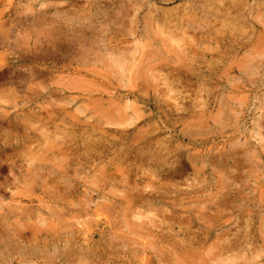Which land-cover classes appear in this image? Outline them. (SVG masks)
I'll list each match as a JSON object with an SVG mask.
<instances>
[{
	"label": "rangeland",
	"instance_id": "obj_1",
	"mask_svg": "<svg viewBox=\"0 0 264 264\" xmlns=\"http://www.w3.org/2000/svg\"><path fill=\"white\" fill-rule=\"evenodd\" d=\"M263 4L0 0V264H264Z\"/></svg>",
	"mask_w": 264,
	"mask_h": 264
},
{
	"label": "bare ground",
	"instance_id": "obj_2",
	"mask_svg": "<svg viewBox=\"0 0 264 264\" xmlns=\"http://www.w3.org/2000/svg\"><path fill=\"white\" fill-rule=\"evenodd\" d=\"M155 1H156V0H155ZM206 1H207V0H206ZM224 1H225V0H224ZM118 2H119V1H116L115 3L118 4ZM229 2H230V0H229ZM110 3H111V2H110ZM189 3H190V2H189ZM218 3H219V1H218ZM243 3H244V2H243ZM113 4H114V3H113ZM121 4H122V3H121ZM124 4H125V3H124ZM185 4H186V3H185ZM216 4H217V3H216ZM233 4H234V3H233ZM204 5H205V4H204ZM208 5H209V4H208ZM219 5H221V4H219ZM263 5H264V4H263ZM121 6H122V5H121ZM131 6H133V5H131ZM131 6H130V7H131ZM206 6H207V4H206ZM227 6H228V5H226V8H227ZM236 6H237V5H236ZM98 7H99V6H98ZM110 7H111V6H110ZM116 7H117V6H116ZM124 7H125V6H124ZM133 7H134V6H133ZM210 7H211V6H210ZM213 7H214V6H212V8H213ZM237 7H238V6H237ZM99 8H100V7H99ZM117 8L119 9L120 7H117ZM206 8H207V7H206ZM228 8H229V7H228ZM109 9H110V8H109ZM133 9H134V8H133ZM207 9H208V8H207ZM210 9H211V8H210ZM217 9H218V8H217ZM237 9H238V8H237ZM239 9H240V8H239ZM239 9H238V10H239ZM114 10H116V9H115V8L112 9V11H114ZM123 10H124V9H123ZM191 10H192V9H191ZM219 10H220V8H219ZM224 10H225V9H224ZM230 10H231V9H230ZM234 10H235V8H234ZM110 11H111V10H110ZM119 11H120V10H119ZM244 11H245V10H244ZM183 12H184V11H183ZM208 12H209V11H208ZM221 12H222V11H221ZM224 12H225V11H224ZM263 12H264V11H263ZM100 13H101V12H100ZM110 13H112V12H110ZM115 13H116V12H115ZM121 13H122V11H121ZM121 13L118 12L119 16H120ZM154 13H155V12H154ZM235 13H236V12H235ZM261 13H262V12H261ZM118 14H117V15H118ZM117 15H116V16H117ZM169 15H171V14H169ZM195 15H196V14H195ZM92 16H93V15H92ZM151 16H152V15H151ZM159 16H160V15H159ZM34 17L36 18V15H35ZM155 17H156V16H155ZM169 17H170V16H169ZM181 17H182V16H181ZM210 17H211V16H210ZM216 17H217V16H216ZM259 17H260V16H258L257 18H259ZM35 18H34V19H35ZM37 18H38V16H37ZM37 18H36V19H37ZM239 18H240V17H239ZM260 18H261V17H260ZM39 19H40V18H39ZM115 19H116V18H115ZM160 19H161V18H160ZM170 19H171V18H170ZM170 19H168V20H170ZM189 19H190V18H189ZM263 19H264V18H263ZM121 20H122V18H121ZM156 20H158V19H156ZM168 20H167V21H168ZM194 20H195V19H194ZM198 20H199V19H198ZM1 21H2V20H1ZM33 21H34V23H35V21H39V20H33ZM115 21H116V20H115ZM149 21H150V20H149ZM158 21H159V20H158ZM167 21H166V22H167ZM15 22L17 23V21H15ZM22 22H23V21H22ZM24 22H25V21H24ZM31 22H32V21H31ZM118 22H119V21H118ZM160 22H161V21H160ZM164 22H165V21H164ZM169 22H171V21H169ZM187 22H188V21H187ZM198 22H199V21H198ZM204 22H205V21H204ZM34 23H33V25H35ZM37 23H38V22H37ZM121 23H122V21H121ZM150 23H151V22H150ZM157 23H159V22H157ZM161 23H162V22H161ZM193 23H194V22H193ZM259 23H260V22H259ZM114 24H115V22H114ZM154 24H155V23H154ZM174 24H175V23H174ZM196 24H197V23H196ZM198 24H200V23H198ZM22 25H23V24H22ZM116 25H117V24H116ZM116 25H115V26H116ZM125 25H126V23H125ZM152 25H153V24H152ZM155 25H156V24H155ZM164 25H166V24H164ZM176 25H179V24H176ZM176 25H175V26H176ZM204 25H205V24H204ZM16 26H17V25H16ZM121 26H122V25H121ZM150 26H151V25H150ZM171 26H172V25H171ZM208 26H209V25H208ZM251 26H252V25H251ZM157 27H158V26H157ZM166 27H167V25H166ZM179 27H180V25H179ZM214 27H215V26H214ZM160 28L162 29V26H161ZM201 28H202V27H201ZM157 29H158V28H157ZM145 30H146V29H145ZM163 30H164V29H163ZM168 30H169V29H168ZM157 31H158V30H157ZM164 31H166V30H164ZM158 32H160V31H158ZM3 33H4V31H3ZM171 33H172V32H171ZM161 34H162V33H161ZM7 35H9V34H7ZM10 35H11V34H10ZM82 35H83V34H82ZM159 35H160V33H159ZM32 37H33V36H32ZM34 37H35V35H34ZM169 37H171V36L169 35ZM6 38H7V37H6ZM17 38H19V37H17ZM84 38H85V37H84ZM1 40H4V39H2V37H1ZM1 40H0V41H1ZM9 40H10V37H9ZM9 40H6V41H9ZM18 40H19V39H18ZM165 40H166V39H165ZM170 40H173V38L170 39ZM174 40H175V37H174ZM36 41H37V40H36ZM82 41H83V40H82ZM167 41H168V39H167ZM1 42H2V41H1ZM4 42H5V41H4ZM17 42H18V41H17ZM20 42H21V41H20ZM25 42H27V41H25ZM157 42H158V41H157ZM18 43H19V42H18ZM34 43H35V42H34ZM158 43H159V42H158ZM168 43H169V42H168ZM176 43H177V42H176ZM9 45H10V44H9ZM165 45H166V44H165ZM165 45H164V46H165ZM170 45H171V44H170ZM40 46H41V45H40ZM69 47H70V46H69ZM179 47H180V46H179ZM179 47H178V49H179ZM19 48H21V46H20ZM34 48H36V47L34 46ZM170 48H171V47H170ZM173 48H174V47H173ZM175 48H176V47H175ZM24 49H25V48H24ZM36 49H37V48H36ZM40 49H41V48H40ZM40 49H39V50H40ZM75 49H76V48H75ZM75 49H74V50H75ZM29 50H30V49H29ZM66 50H67V49H66ZM70 50H71V49H70ZM27 51H28V50H27ZM45 51H46V50H45ZM85 51H86V50H85ZM171 51H172V50H171ZM68 52H69V51H68ZM72 52H73V50H72ZM86 52H87V51H86ZM86 52H85V53H86ZM29 53H30V52H29ZM174 53H175V52H174ZM182 53H183V52H182ZM50 54H51V53H50ZM83 54H84V53H83ZM175 54H176V53H175ZM178 54H180V55H178V56H182V55H183V54L181 55V53H178ZM123 56H124V55H123ZM171 56H172V55H171ZM174 56H175V55H174ZM178 56H176V57H178ZM53 57H54V56H53ZM173 59H174V58H173ZM37 60H38V57H37ZM119 62H120V61H119ZM116 63H117V62H116ZM125 63H126V62H125ZM126 64H127V63H126ZM117 65H118V64H117ZM124 66H125V65H124ZM122 67H123V66H122ZM120 70H121V68H120ZM18 75H19V74H18ZM28 79H29V78H28ZM19 81H20V80H19ZM25 81H26V80H25ZM6 82H7V81H6ZM29 82H31V81H29ZM21 83H22V82H21ZM26 84H27V83H26ZM26 84H25V85H26ZM20 85H21V84H20ZM15 86H16V85H15ZM26 88H27V87H26ZM25 90H26V89H25ZM14 93H15V92H14ZM11 130H12V129H11ZM5 137H6V136H5ZM4 139H5V138H4ZM4 143H5V142H4ZM3 145H4V144H3ZM6 146H7V145H6ZM12 147H13V146H12ZM1 148H2V147H1ZM8 148H9V147H8ZM41 148H42V147H41ZM11 149H12V148H11ZM63 149H64V148H63ZM38 150H39V149H38ZM0 151H1V150H0ZM5 151H6V150H5ZM22 151H23V150H22ZM47 152H49V151H46V153H47ZM2 153H3V152H2ZM16 153H17V152H16ZM39 153H40V152H39ZM22 154H23V153H22ZM41 154H42V153H41ZM41 154H40V155H41ZM43 155H44V154H43ZM53 155H54V154H53ZM15 156H16V155H15ZM18 156H19V155H18ZM18 156H16V157H18ZM23 156H24V155H23ZM31 156H32V155H31ZM31 156H30V157H31ZM1 157H2V156H1ZM20 157H21V156H20ZM4 158H5V157H4ZM32 158H33V157H32ZM42 158H43V157H42ZM5 159H8V158H5ZM28 159H29V158H28ZM33 159H34V158H33ZM35 159H36V157H35ZM25 160H26V159H25ZM43 160H44V159H43ZM23 161H24V160H23ZM3 162H4V161H3ZM31 162H32V161H31ZM33 162H34V161H33ZM5 163H6V162H5ZM30 165H31V164H30ZM29 167H30V166H29ZM35 167H36V166H35ZM35 167H34V168H35ZM29 174H30V173H29ZM104 175H105V174H104ZM29 176H30V175H29ZM31 177H32V175H31ZM117 182H118V181H117ZM30 183H31V182H30ZM24 184H25V183H24ZM69 186H70V185H69ZM0 188H1V187H0ZM34 189H35V188H34ZM123 189H124V188H123ZM31 193H32V192H31ZM81 205H82V204H81ZM19 209H20V208H19ZM14 211L16 212V210H14ZM22 211H23V210H22ZM53 211H54V210H53ZM20 212H21V211H20ZM9 215H10V214H9ZM26 215H27V214H26ZM12 216H13V215H12ZM14 216H15V213H14ZM16 216H17V215H16ZM9 217H10V216H9ZM19 217H20V215H19ZM19 217H18V218H19ZM24 218H25V217H24ZM21 219H22V218H21ZM29 219H30V218H29ZM24 220H25V219H24ZM18 221H19V220H18ZM20 221H21V220H20ZM12 223H13V222H12ZM16 223H17V222H16ZM18 223H19V222H18ZM19 225H20V224H19ZM12 227H13V226H12ZM22 227H23V226H22ZM29 227H30V226H29ZM4 228H5V227H4ZM15 228H16V224H15ZM27 228H28V227H27ZM8 229H9V228H8ZM12 229H13V228H12ZM17 229H18V227H17ZM19 229H20V228H19ZM39 229H40V228H39ZM5 230H6V229H5ZM9 230H10V229H9ZM21 230H22V229H21ZM31 230H32V229H31ZM6 231H7V230H6ZM13 231H14V230H13ZM18 231H19V230H18ZM27 231H28V230H27ZM32 231H33V230H32ZM40 231H41V230H40ZM35 232H36V231H35ZM48 232H49V231H48ZM4 233H5V231H4ZM14 233H15V232H14ZM18 233H20V232H18ZM39 233H40V232H39ZM40 234H41V233H40ZM6 235H7V234H6ZM20 235H21V236H24V235H22L21 233H20ZM31 235H32V234H31ZM8 236H9V235H8ZM8 236H7V237H8ZM49 236H50V235H49ZM17 237H18V236H17ZM27 237H29V236L27 235ZM18 238H19V237H18ZM20 238H21V237H20ZM8 239H9V238H8ZM16 239H17V238H16ZM21 239H22V238H21ZM25 239H26V237H25ZM1 240H3V239H1ZM5 240H6V238H5ZM48 240H49V239H48ZM8 241H9V240H8ZM9 242H11V240H10ZM12 242H14V241H12ZM3 243H4V242H3ZM8 244H11V243H7L6 246H7ZM15 244H16V243H15ZM32 245H33V244H32ZM6 246H5V248H6ZM9 246H10V245H9ZM11 246H12V245H11ZM15 246H16V245H14V248H16ZM52 246H53V245H52ZM7 247H8V246H7ZM17 247H18V246H17ZM5 250H6V249H5ZM15 250H17V249H15ZM15 250H14V251H15ZM1 251H2V250H1ZM8 251H9V250H8ZM5 252H6V251H5ZM16 252H17V251H16ZM0 259H1V258H0ZM2 259H3V258H2ZM19 259H20V258H19Z\"/></svg>",
	"mask_w": 264,
	"mask_h": 264
}]
</instances>
